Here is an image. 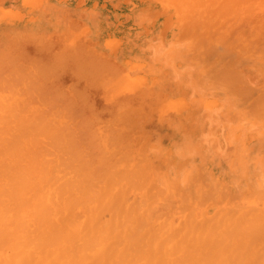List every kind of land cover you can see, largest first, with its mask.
I'll list each match as a JSON object with an SVG mask.
<instances>
[{"label":"bare ground","instance_id":"6f19581e","mask_svg":"<svg viewBox=\"0 0 264 264\" xmlns=\"http://www.w3.org/2000/svg\"><path fill=\"white\" fill-rule=\"evenodd\" d=\"M0 264H264V0H0Z\"/></svg>","mask_w":264,"mask_h":264},{"label":"rangeland","instance_id":"374dc122","mask_svg":"<svg viewBox=\"0 0 264 264\" xmlns=\"http://www.w3.org/2000/svg\"><path fill=\"white\" fill-rule=\"evenodd\" d=\"M127 1H129V2H131L132 0H127ZM150 4H153V0H150ZM112 5V4H111ZM114 5V7L116 8L117 6H116V4H113ZM161 6L162 5H160V6H158V7H160V10L159 9H152L151 11H150V13H151V17L150 18H152V19H154L155 17L154 16H156L155 14L157 13V11L158 12H160V11H162L161 9ZM155 11V12H154ZM169 13V12H168ZM152 14L154 15V16H152ZM150 16V14H148V17ZM169 16V15H168Z\"/></svg>","mask_w":264,"mask_h":264}]
</instances>
